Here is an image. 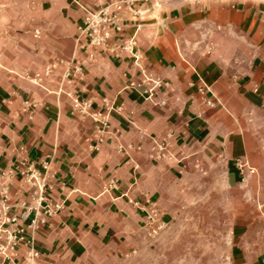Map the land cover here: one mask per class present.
<instances>
[{
  "label": "crops",
  "instance_id": "1",
  "mask_svg": "<svg viewBox=\"0 0 264 264\" xmlns=\"http://www.w3.org/2000/svg\"><path fill=\"white\" fill-rule=\"evenodd\" d=\"M108 1L0 0V173L49 159L63 202L35 231L38 255L20 245L0 264H147L163 255L153 243L175 239L216 264L218 232L230 264H264V0H137L114 42L135 34L138 62L109 50L89 59L77 45L84 5ZM71 60L80 79L63 78ZM143 67L162 83L151 97L128 86ZM199 75L215 105L190 84ZM74 95L107 115L102 140ZM9 180L17 196L21 180ZM148 198L165 223L156 234Z\"/></svg>",
  "mask_w": 264,
  "mask_h": 264
},
{
  "label": "built area",
  "instance_id": "2",
  "mask_svg": "<svg viewBox=\"0 0 264 264\" xmlns=\"http://www.w3.org/2000/svg\"><path fill=\"white\" fill-rule=\"evenodd\" d=\"M136 2L137 0H111L97 8L84 5L85 12L77 26L76 42L78 46L85 48L89 59L95 58L100 50H109L117 56L128 53L135 58V62H138L140 53L135 34L124 37L120 42H114L115 37L122 33L125 26L123 7L129 6L138 13L140 10L135 7ZM57 66V62L46 65L43 72H37L34 75V80L40 82L44 75H51ZM142 70L144 74L142 80H132L128 86L138 90L145 97H151L154 94V88L162 83L146 73L144 67ZM83 75L84 66L79 61L71 60L63 70V78L77 80ZM198 78V81L191 80L190 84L197 87L208 104L215 105L216 100L211 87L203 77L199 75ZM146 81H153L154 84L147 86ZM73 99L75 109L93 117L96 135L99 140H102L103 133L109 131L110 122L107 115L101 111H90L89 107L93 104L91 99H81L78 95H74ZM103 100L106 108L114 107L107 97ZM158 146L161 149L165 147L162 143H158ZM160 155H164V152H160ZM14 176H18L21 180L19 186L21 193L17 196H13L10 187L9 179ZM54 176L51 160L43 159L40 164H37L35 160L26 156L20 158L9 171L0 173V253L4 258L13 259L18 254L20 245L29 246V254L32 256L39 254L34 247L35 231L41 224L48 221L50 215L63 208V202L54 195ZM135 202L138 203V201ZM147 203L149 205L144 207L146 222L149 232L156 234L165 223L156 207V202L148 198Z\"/></svg>",
  "mask_w": 264,
  "mask_h": 264
},
{
  "label": "rangeland",
  "instance_id": "3",
  "mask_svg": "<svg viewBox=\"0 0 264 264\" xmlns=\"http://www.w3.org/2000/svg\"><path fill=\"white\" fill-rule=\"evenodd\" d=\"M221 210H217V215L218 217L222 214L220 212ZM236 212V213H235ZM240 209L239 208H234L233 209V221L235 220H239L240 219ZM218 227H223V231H224V225H218ZM228 230V229H226ZM228 232V231H226ZM195 242L193 240H186L184 243L182 244V241L178 242L175 240H171L168 244H152V246L155 248L157 247L161 253H163V255L161 254H156V256L151 257L152 261L150 262L147 261V264H205L208 263V257H204V256H193V255H185L182 254L186 249V247H191L192 243ZM228 241L224 240V236L218 232V239H217V251L218 254L216 255V264H230V256H225L222 254V252L220 253V251L224 250V248L228 245ZM158 253V252H157ZM122 264H128V260L126 257V260H124L122 262ZM141 264H144V257H142V262Z\"/></svg>",
  "mask_w": 264,
  "mask_h": 264
}]
</instances>
